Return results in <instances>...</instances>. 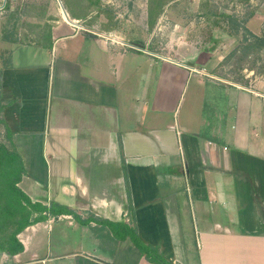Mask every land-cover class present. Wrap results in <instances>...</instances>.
I'll return each instance as SVG.
<instances>
[{
    "label": "crops",
    "instance_id": "1",
    "mask_svg": "<svg viewBox=\"0 0 264 264\" xmlns=\"http://www.w3.org/2000/svg\"><path fill=\"white\" fill-rule=\"evenodd\" d=\"M63 10L47 44L13 52L0 101L24 168L19 189L72 214L26 227L22 250L0 251V264H152L119 240L121 225L172 264H264L262 91L232 89L247 95L223 114L202 113L196 90L182 114L191 78L198 90L231 86L205 84L191 61L199 50L125 48Z\"/></svg>",
    "mask_w": 264,
    "mask_h": 264
},
{
    "label": "rangeland",
    "instance_id": "2",
    "mask_svg": "<svg viewBox=\"0 0 264 264\" xmlns=\"http://www.w3.org/2000/svg\"><path fill=\"white\" fill-rule=\"evenodd\" d=\"M62 9L84 31L125 48L148 47L161 53L165 48L184 55L193 48L199 50L197 60H191L194 71L201 72L205 84L217 78L220 85L229 83L230 90L225 86L198 90L196 78H191L184 107L179 108L182 114L196 90L205 97L202 113L213 108L226 113L232 96L247 95L235 91H262L264 97V0H0V80L14 51L25 46L41 48L49 42L54 18L60 17ZM211 96H217V105H209ZM0 147L13 152L1 124ZM7 163L0 149V243L5 247L12 244L14 232L34 221L33 213L10 191L14 176ZM191 236L196 243L194 232Z\"/></svg>",
    "mask_w": 264,
    "mask_h": 264
},
{
    "label": "trees",
    "instance_id": "3",
    "mask_svg": "<svg viewBox=\"0 0 264 264\" xmlns=\"http://www.w3.org/2000/svg\"><path fill=\"white\" fill-rule=\"evenodd\" d=\"M13 42L14 41H12V43ZM5 63V67H8L10 65V59L7 60ZM2 109L3 107H0V111ZM0 124L4 126L6 130V137L13 149V152H11L9 149H3V147H0V149L4 151L5 158L8 160L7 165H9V168H11L12 170L10 171V174H13L14 176V178L9 182L10 191L12 195L15 196L19 201L23 202L32 213L37 215L33 222L26 223L24 226H22L20 229H18L11 235L12 244L10 246L5 247L0 243V251L8 252L11 255H15L22 250L20 243L16 239L17 235L22 230H24L28 226L47 221L48 217L45 214H48L49 212L52 213L54 216L58 217L62 215L72 214V211L57 205H52L51 209H48L47 207H44L41 204H33L32 201L28 198V196H26L19 189L18 184L24 174L22 159L18 151L16 150V145L13 138L14 134L12 133V131L4 120L0 119ZM79 223L81 225L88 224L83 221H79ZM119 228L121 229V236H119V240L124 241L130 238L134 245L139 249L141 254L146 255L147 259L152 264H172L162 256L157 247H152L144 244V242L139 238L135 229H130L127 225H121Z\"/></svg>",
    "mask_w": 264,
    "mask_h": 264
},
{
    "label": "water",
    "instance_id": "4",
    "mask_svg": "<svg viewBox=\"0 0 264 264\" xmlns=\"http://www.w3.org/2000/svg\"><path fill=\"white\" fill-rule=\"evenodd\" d=\"M64 11V14L66 15V17H68V15H67V13L65 12V10H63Z\"/></svg>",
    "mask_w": 264,
    "mask_h": 264
},
{
    "label": "built area",
    "instance_id": "5",
    "mask_svg": "<svg viewBox=\"0 0 264 264\" xmlns=\"http://www.w3.org/2000/svg\"><path fill=\"white\" fill-rule=\"evenodd\" d=\"M130 48H133V47H130ZM133 49H135V48H133Z\"/></svg>",
    "mask_w": 264,
    "mask_h": 264
},
{
    "label": "bare ground",
    "instance_id": "6",
    "mask_svg": "<svg viewBox=\"0 0 264 264\" xmlns=\"http://www.w3.org/2000/svg\"><path fill=\"white\" fill-rule=\"evenodd\" d=\"M66 17V16H65ZM67 18V17H66ZM68 19V18H67Z\"/></svg>",
    "mask_w": 264,
    "mask_h": 264
},
{
    "label": "flooded vegetation",
    "instance_id": "7",
    "mask_svg": "<svg viewBox=\"0 0 264 264\" xmlns=\"http://www.w3.org/2000/svg\"><path fill=\"white\" fill-rule=\"evenodd\" d=\"M4 8H5V6H4Z\"/></svg>",
    "mask_w": 264,
    "mask_h": 264
}]
</instances>
